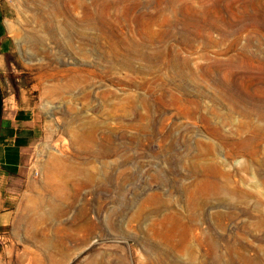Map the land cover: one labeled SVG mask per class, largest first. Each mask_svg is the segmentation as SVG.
Wrapping results in <instances>:
<instances>
[{"label": "rangeland", "instance_id": "374dc122", "mask_svg": "<svg viewBox=\"0 0 264 264\" xmlns=\"http://www.w3.org/2000/svg\"><path fill=\"white\" fill-rule=\"evenodd\" d=\"M257 21L264 0H0L3 90L47 123L0 264H264Z\"/></svg>", "mask_w": 264, "mask_h": 264}, {"label": "crops", "instance_id": "0c3cea01", "mask_svg": "<svg viewBox=\"0 0 264 264\" xmlns=\"http://www.w3.org/2000/svg\"><path fill=\"white\" fill-rule=\"evenodd\" d=\"M9 38L0 39V56ZM2 112L0 118V215L9 213L14 199L26 190L35 198L41 197L46 184L36 180L34 172L25 167V155L36 147L44 135L47 123L43 112L36 105L24 104L19 95L5 93L0 81ZM21 192V195L18 193ZM49 251H44L43 253ZM36 258L34 264H44Z\"/></svg>", "mask_w": 264, "mask_h": 264}, {"label": "bare ground", "instance_id": "6f19581e", "mask_svg": "<svg viewBox=\"0 0 264 264\" xmlns=\"http://www.w3.org/2000/svg\"><path fill=\"white\" fill-rule=\"evenodd\" d=\"M204 5V4H203ZM186 6H188L187 7V9H190V5H186ZM110 7V6H109ZM202 7H204V6H202ZM200 8H201V5H200ZM199 8V9H200ZM204 8H206V7H204ZM203 8V9H204ZM191 10V9H190ZM196 12V11H195ZM197 12H199L198 10H197ZM196 12V13H197ZM201 12V11H200ZM199 14V13H198ZM142 15V14H141ZM149 14H146V20H147V22H146V25H147V27L150 25V23L151 22H155L156 21V15L155 16H148ZM200 15V14H199ZM201 15L203 16V17H200V18H198L197 16V18H195V20H193L192 22H194L193 24H195V25H198L199 27H202V26H204V25H212V23L210 22V21H207V19H206V15L208 16V15H210V13L208 12V11H206V9H204L202 12H201ZM193 16H195V14L193 15ZM138 17V16H137ZM142 17V16H141ZM143 17H144V14H143ZM188 17V16H187ZM187 17H185V18H187ZM209 17V16H208ZM139 18V17H138ZM202 18V19H201ZM210 18V17H209ZM136 19V18H135ZM140 19V18H139ZM189 19V21H190V18H188ZM145 20V19H144ZM185 21H187V22H189L188 20H186L185 19ZM257 22H259V24L260 25H264L263 24V21H257ZM190 23V22H189ZM145 24V23H144ZM188 25V24H187ZM262 27V26H261Z\"/></svg>", "mask_w": 264, "mask_h": 264}, {"label": "water", "instance_id": "95a60500", "mask_svg": "<svg viewBox=\"0 0 264 264\" xmlns=\"http://www.w3.org/2000/svg\"><path fill=\"white\" fill-rule=\"evenodd\" d=\"M1 112H2V95L0 91V118H1Z\"/></svg>", "mask_w": 264, "mask_h": 264}, {"label": "built area", "instance_id": "2783aa9c", "mask_svg": "<svg viewBox=\"0 0 264 264\" xmlns=\"http://www.w3.org/2000/svg\"><path fill=\"white\" fill-rule=\"evenodd\" d=\"M37 172H35V174H36Z\"/></svg>", "mask_w": 264, "mask_h": 264}]
</instances>
